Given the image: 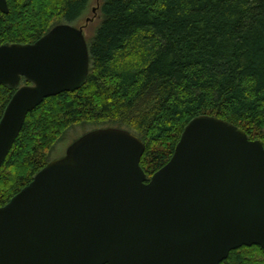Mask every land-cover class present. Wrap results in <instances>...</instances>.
<instances>
[{"label": "water", "instance_id": "obj_1", "mask_svg": "<svg viewBox=\"0 0 264 264\" xmlns=\"http://www.w3.org/2000/svg\"><path fill=\"white\" fill-rule=\"evenodd\" d=\"M90 66L84 28L70 23L0 45V85L16 88L0 119V168L28 113L81 88ZM145 150L119 127L75 140L0 206V264H222L242 246L264 249L262 140L200 115L150 178Z\"/></svg>", "mask_w": 264, "mask_h": 264}, {"label": "trees", "instance_id": "obj_2", "mask_svg": "<svg viewBox=\"0 0 264 264\" xmlns=\"http://www.w3.org/2000/svg\"><path fill=\"white\" fill-rule=\"evenodd\" d=\"M8 5L0 11V45L33 43L61 22L75 25L90 0ZM100 11L85 84L28 113L0 168V206L77 124L127 126L146 144L141 166L149 177L169 162L196 116L229 121L264 143V0H102ZM15 91L0 85V119ZM222 264H264V249L242 246Z\"/></svg>", "mask_w": 264, "mask_h": 264}, {"label": "rangeland", "instance_id": "obj_3", "mask_svg": "<svg viewBox=\"0 0 264 264\" xmlns=\"http://www.w3.org/2000/svg\"><path fill=\"white\" fill-rule=\"evenodd\" d=\"M102 4V0H90L89 8L87 9L84 16L75 24L77 27H83L84 33L87 41H90L94 36L96 29L101 23L102 15L100 11V6ZM62 23V22H61ZM59 23V24H61ZM101 127H119L130 130L127 126H118L116 124L105 123V124H77L70 127L61 137V139L55 144L53 147L50 159L54 160L60 158L65 155L68 147L79 137L84 135L85 133L101 128ZM131 131V130H130ZM133 132V131H132Z\"/></svg>", "mask_w": 264, "mask_h": 264}, {"label": "flooded vegetation", "instance_id": "obj_4", "mask_svg": "<svg viewBox=\"0 0 264 264\" xmlns=\"http://www.w3.org/2000/svg\"><path fill=\"white\" fill-rule=\"evenodd\" d=\"M22 84H24V83H22ZM150 178V177H149Z\"/></svg>", "mask_w": 264, "mask_h": 264}]
</instances>
